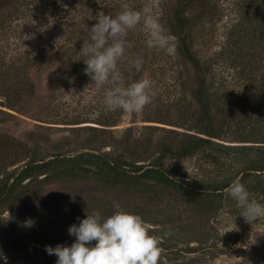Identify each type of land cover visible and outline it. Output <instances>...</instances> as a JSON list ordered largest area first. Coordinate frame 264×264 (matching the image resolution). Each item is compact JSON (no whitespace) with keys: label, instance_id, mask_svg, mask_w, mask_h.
<instances>
[{"label":"rangeland","instance_id":"1","mask_svg":"<svg viewBox=\"0 0 264 264\" xmlns=\"http://www.w3.org/2000/svg\"><path fill=\"white\" fill-rule=\"evenodd\" d=\"M141 1L139 10L151 5L161 24L165 7L172 8L175 3ZM240 5V0H195L188 5L190 42L200 58L213 60L224 50L235 23L242 22L239 28L248 32L246 22L239 16ZM129 36L139 37L145 45L147 37L142 25ZM157 51L158 57L145 59L146 68L139 79L152 81L154 97L159 101L146 106L142 114L121 111L113 124H100L114 115L105 109L103 92H97L94 83L68 89L62 99L51 101V110L41 111L49 113L47 119L37 117L35 100L46 95L47 78L56 65L54 59L34 69L36 92L30 105L17 111L0 105L14 114L0 115V189H4L0 197V264H56L57 257L49 255L45 246H70L76 239L68 232L72 224L79 225L87 213L98 211L106 218L118 210L139 214L150 226V234L160 241V264H264V219L246 222L239 215L241 209L226 194L228 186L239 179L250 198L264 203V170H250V165L264 157V143L235 140L226 133L228 129H222L215 147L178 158L160 156L163 142L175 149L198 132L194 114L181 108V104L195 107V80L190 65L178 57L177 51L174 57ZM180 73L184 89L181 79H176ZM66 89L62 86L63 92ZM180 91H184V99H178ZM168 98L171 104L167 106L164 102ZM65 112L68 118L86 121L48 122L62 120ZM221 115L219 112L216 117ZM83 124L104 127L106 131L97 133L76 127ZM87 152L122 157L112 159L131 170L161 161L181 172L186 180L228 185L217 191L193 188L185 192L142 178L131 183L103 182L82 170L86 159L99 164L97 158H62L45 170L23 178L18 175L29 163ZM68 164L72 173L55 175L58 168Z\"/></svg>","mask_w":264,"mask_h":264},{"label":"trees","instance_id":"2","mask_svg":"<svg viewBox=\"0 0 264 264\" xmlns=\"http://www.w3.org/2000/svg\"><path fill=\"white\" fill-rule=\"evenodd\" d=\"M195 0H175L172 8L165 7L162 25L167 33L176 37L177 55L190 65L194 74L195 86L192 90L195 107L181 104L184 112L194 114L198 134L186 138L177 148L163 142L160 156L178 158L190 156L201 148L215 147L216 139H221L222 129L231 138L239 141L264 143V0H240L238 9L241 20L246 22L248 32L234 24L228 33V44L213 60L203 59L193 50L189 37L186 8ZM204 1V0H203ZM0 0V105L16 111L27 106L36 92L34 69L41 63L55 60L48 79L46 95L37 102V117H44L45 109L51 110V101L61 98L75 85L85 88L93 83L85 74L86 67L79 53L83 41L89 39L90 28L96 23L94 17L99 11L116 15L122 2L129 3L139 10L141 0ZM36 24H29L34 23ZM47 35V37H46ZM44 36V37H43ZM43 37V38H42ZM134 46L128 50V57L138 55L145 59H155L160 55L155 49H146L139 37H127ZM143 41V40H142ZM147 68L150 65H146ZM131 73L125 63L121 70L125 84L139 80L143 70ZM154 70L155 69H151ZM182 74L180 86L184 89ZM62 86L67 87L63 92ZM178 99H184L180 91ZM36 98V97H35ZM62 99V98H61ZM157 99L149 105H154ZM159 101V100H157ZM168 98L164 103L170 105ZM32 103V102H31ZM30 103V104H31ZM29 104V105H30ZM164 105V104H163ZM39 109V110H38ZM41 111H43L41 113ZM56 112V111H54ZM110 112V111H108ZM222 117H216L217 113ZM46 113V112H45ZM53 114V112H51ZM113 119L100 124H113L121 111L110 112ZM0 115L14 116L0 108ZM55 115V114H54ZM63 113L62 120L48 121L59 124L81 123L77 118H68ZM47 119V118H46ZM227 121L225 122V120ZM81 129L104 133L106 128L83 124ZM243 132V133H242ZM246 133V134H244ZM240 135V136H239ZM86 155V156H85ZM62 158H97V162L85 160L84 173L97 175L103 182L131 183L139 179L167 184L177 190L191 192L192 189L222 190L228 182L206 184L202 181L186 180L174 167L164 166L161 161L153 165L129 169L112 158H122L101 152L79 153L70 157H53L40 162L27 164L19 171V177L29 176L37 170H45ZM95 165L90 168L87 165ZM250 170H264V157L250 165ZM72 173V166L58 168L55 175ZM4 189H0V197Z\"/></svg>","mask_w":264,"mask_h":264},{"label":"clouds","instance_id":"3","mask_svg":"<svg viewBox=\"0 0 264 264\" xmlns=\"http://www.w3.org/2000/svg\"><path fill=\"white\" fill-rule=\"evenodd\" d=\"M120 9L115 16L104 11L97 13L89 39L83 41L79 53L86 65L85 74L94 83L95 90L103 92L107 111L142 114L153 102L155 92L148 78L125 84L121 67L127 63L129 73L133 69L140 72L144 64L143 56L128 57V50L134 46L127 39L128 34L142 25L146 46L173 57L176 37L166 32L151 5L137 10L122 2ZM29 24L35 25L36 21ZM226 194L236 202L241 209L239 215L246 222L264 219V203L250 198L248 189L239 179L228 186ZM68 232L76 237L70 246H45L49 255L57 257L56 264H160V241L150 234V226L139 214L118 210L105 218L98 211L87 213L86 218L80 220L79 225L72 224Z\"/></svg>","mask_w":264,"mask_h":264}]
</instances>
